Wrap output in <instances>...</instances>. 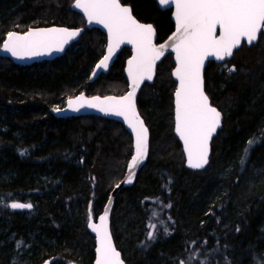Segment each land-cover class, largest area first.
<instances>
[{
  "label": "trees",
  "instance_id": "16d2710c",
  "mask_svg": "<svg viewBox=\"0 0 264 264\" xmlns=\"http://www.w3.org/2000/svg\"><path fill=\"white\" fill-rule=\"evenodd\" d=\"M74 2L0 0V47L9 32L85 30L64 56L34 64L32 71L0 57V118L9 124L0 134V236L15 234L10 246L0 241V264H12L13 246L25 252L27 264H92L90 214L95 220L102 214L134 152L131 135L118 122L55 116L56 106L82 92L106 97L128 91L129 48L108 74L90 82L107 38L87 28L72 10ZM120 2L154 26L158 44L174 32L172 10H162L156 0ZM174 67L169 54L157 66L154 83L139 94L150 153L135 184L116 197L111 214L116 246L126 264H180L194 253L205 264H264V34L256 45L244 43L231 60L207 65L205 91L223 125L202 171L186 168L174 133ZM12 203L33 209L13 211ZM150 223L157 224L155 231Z\"/></svg>",
  "mask_w": 264,
  "mask_h": 264
},
{
  "label": "snow or ice",
  "instance_id": "6c2138e0",
  "mask_svg": "<svg viewBox=\"0 0 264 264\" xmlns=\"http://www.w3.org/2000/svg\"><path fill=\"white\" fill-rule=\"evenodd\" d=\"M158 2L162 7H175L176 32L170 37L175 41L172 45L176 59L173 75L179 82L175 91V131L183 141L189 167L202 169L209 162V140L221 123V113L210 105L209 98L203 91L204 62L209 57L223 61L233 55L234 49L240 47L242 40L251 45L264 34V0ZM74 7L83 11L89 24H100L107 29L108 54L96 65L97 69H106L114 52L122 44H131L134 48V55L128 61L127 69L131 91L119 98L85 99L81 95L68 101L73 111H79L87 105L124 118L135 133V155L128 165L129 172L132 173L147 155V129L136 112L134 97L144 80L153 79L155 63L163 55L166 45L156 47L153 43L152 25L139 23L132 15L131 8L122 5L120 0H75ZM79 34L80 30L66 28L30 29L23 35L9 32L3 49L18 59L42 56L51 54L53 50L63 51L64 45ZM227 70L235 71V67ZM248 143L250 147L254 141ZM247 151L245 149V154ZM23 154L22 152L21 155ZM131 182L130 174L127 183ZM9 206L13 209L32 207L31 204L21 203ZM152 215L156 217L158 214L154 211ZM107 216V212L101 216L99 224H88L98 240L95 264H124L120 252L112 243L106 223ZM149 226L154 231L157 228L156 223H150ZM164 231L168 233L166 226ZM149 238H154L151 233ZM192 261L205 264L195 253L189 256L188 261H181L180 264H191Z\"/></svg>",
  "mask_w": 264,
  "mask_h": 264
},
{
  "label": "water",
  "instance_id": "95a60500",
  "mask_svg": "<svg viewBox=\"0 0 264 264\" xmlns=\"http://www.w3.org/2000/svg\"><path fill=\"white\" fill-rule=\"evenodd\" d=\"M156 2L158 3L159 7L162 9V10H167V9H170L172 10V21L174 22V25H175V29H174V32L161 44H158L157 43V32H156V29L154 28V26L152 24H146V23H142L140 22L133 14L132 12V15L135 17V19L139 22V23H142V24H145V25H152L153 29H154V37H153V43L156 47H159L160 45H166L165 49H164V53L163 55L160 57L159 60L156 61L155 63V67H154V72H153V79L152 80H144L141 84H140V87L136 90V94H135V97H134V103H135V109H136V112L139 116V119L143 121V126L147 129V155L145 156V158L143 159L142 163H140L135 169L132 170V173L129 172V169H128V166H127V170H126V173L123 177V179L120 181V183L118 184L119 187H115L114 190L112 191V193L110 194V197H109V200L102 212V214L99 216V218L101 216H103L106 212L108 213V216H107V228L110 232V236H111V240H112V243L114 245V247L116 248L117 251L118 248L115 244V241H114V238H113V234H112V230H111V214H112V210H113V207L115 205V200H116V197L117 195L119 194V192L121 190H123L124 188H129V187H132L135 182H136V179H137V176L138 174L144 169L147 161H148V158H149V153H150V131H149V128L148 126L146 125V122L145 120L143 119V117L141 116L140 114V111L138 109V98H139V94L141 92V90L143 89L144 85L145 84H153L154 81H155V78H156V74H157V66L169 55L171 54L173 56V60H174V63H175V67L173 69V72H172V76H173V79L174 81L176 82L177 84V87L179 86V82L177 80V78L173 75L174 71H175V68H176V59H175V52L172 50V45L174 44V40H171L170 37L173 36V34L176 32V23H175V7L174 5L173 6H170V7H162L158 0H156ZM75 3V2H74ZM74 3L72 5V10L76 13H79L81 14L85 20H86V23H87V28L89 30H94V29H98L100 30L107 38V44H106V49H105V53L103 55V57L99 60V62L104 58L105 55H107V45H108V32H107V29H105L103 27V25H100V24H96V23H91L89 24L88 21H87V17L84 15L83 11L81 9H78V8H75L74 7ZM122 4V3H121ZM123 5V4H122ZM125 6V5H124ZM129 7V6H128ZM131 8V7H130ZM131 11H132V8H131ZM50 28H66V29H69V30H80V34L79 36H77L75 39L71 40L68 44L64 45V50L63 51H55L53 50L51 52V54H45V55H42V56H35V57H31V58H24V59H18L16 57H13L11 55L10 52H6L4 51L3 49V45L4 43L6 42L7 40V37L5 39V41L3 42V44L1 45L0 47V57L1 58H6V59H9L11 60L15 65L17 66H24V67H27V66H32L34 64H40V63H43V62H52V61H55L56 59L64 56L67 52V50L69 49V47L74 44L75 42H77L81 36L84 34L85 30L84 28H80V29H73V28H67V27H60V26H53V27H48V28H31L32 30H35V29H50ZM30 30V29H29ZM17 34H20V35H23L25 33H18V32H15ZM217 34H219V28H217ZM260 40V36L258 37V39L256 41H254L251 45L247 44L246 41L242 40L241 42V45L240 47H238L237 49H234L233 51V55L231 57H228L226 58L225 60L223 61H218L216 60L215 58H212V57H209L208 59L205 60L204 62V66L202 68V80H203V91L205 93V95H207L206 91H205V79H204V75H205V71H206V68H207V65L209 62H214L216 64H222L224 63L225 61H228V60H231L234 56V53L239 50L243 44L245 43L248 47H251L253 45H256ZM124 48H129L130 51H131V56L129 57V59L126 61V64H125V78H126V81L128 83V91L126 92V94L131 91V81H130V78L128 77V74H127V69H128V61L132 58V56L134 55V48L131 44H122L113 54L112 56V59L108 62V67L106 69H97L96 66L95 68L93 69L92 73H91V77H90V82H95L97 79H99L102 75H106L110 72L111 68L113 67V65L115 64L116 60L118 59L119 55L121 54V52L123 51ZM99 62L97 64H99ZM96 64V65H97ZM96 73V75H93V73ZM125 94V95H126ZM83 95L85 99H91L93 97H100V96H93V97H88L86 96L85 93H80L78 96H81ZM76 96V97H78ZM124 96V95H123ZM76 97L74 98H70L71 100H75ZM106 97H116V98H119V97H122V96H106ZM208 97V95H207ZM101 100H103L105 97H100ZM209 98V97H208ZM68 99L65 103V106L64 108L62 109H59V110H56L55 111V116L58 118V119H72V118H77V117H85V116H96V117H100V118H105V119H108V120H112V121H115V122H118L120 124H122L125 129L129 132V134L131 135L132 139H133V148H134V152H133V155L132 157L135 155V133L132 131V129L128 126V123L124 120L123 117H119V116H116V115H113V114H109V113H105V112H102L99 110V108H90L88 107L87 105H85L84 107L80 108L79 111H73L69 105H68V101L70 100ZM209 103L212 107H214L211 103V100L209 98ZM216 108V107H215ZM217 109V108H216ZM218 110V109H217ZM219 111V110H218ZM220 112V111H219ZM221 113V112H220ZM174 121H175V93H174ZM222 125H223V115L221 113V123H220V126L216 129V131L213 133V135L211 136L210 140H209V155H208V161H210V157H211V154H212V142L214 140V138L216 137V135L218 134L219 130L222 128ZM174 133L177 137V139L180 141L181 145H182V148H183V152H184V155H185V166L189 169V170H192V171H202L204 169L207 168L208 164L202 168V169H194V168H191L189 167L188 165V161H187V154L185 152V148H184V144H183V141L181 140V138L179 137V135L176 133L175 131V126H174ZM131 157V159H132ZM130 159V161H131ZM129 161V163H130ZM128 163V165H129ZM132 175V182L131 183H127V180L129 178V175ZM21 204H25V203H21ZM33 209V207L31 208H23V209H13L11 208V210L13 211H17V212H27V211H31ZM97 219L96 222H92V223H95V224H99L100 223V219ZM89 228V227H88ZM89 231L90 233L93 235V237L95 238V245H96V248L98 247V240H97V236H96V233L93 232L91 230V228H89ZM96 248H95V260H96ZM120 252V251H119ZM121 254V259L123 260L124 264H126V262L124 261L123 259V256H122V253L120 252ZM95 260L93 262V264H95Z\"/></svg>",
  "mask_w": 264,
  "mask_h": 264
},
{
  "label": "rangeland",
  "instance_id": "374dc122",
  "mask_svg": "<svg viewBox=\"0 0 264 264\" xmlns=\"http://www.w3.org/2000/svg\"><path fill=\"white\" fill-rule=\"evenodd\" d=\"M4 1H9V0H4ZM10 14V12L7 13V15L4 16H8ZM3 20L2 14L0 13V21ZM32 66H29L30 71H32ZM66 103V102H65ZM65 103L63 104V106H61V104L59 106H56V110L62 109L65 106ZM54 109V111H56ZM8 122L4 117L0 118V134L3 132H6L7 130H9V124L6 123ZM91 213V212H90ZM26 218H32V216L30 215H25V220H27ZM90 222H96L97 220L94 219L92 213L90 214ZM15 238V234L12 233L11 235L9 234L7 237H5V234L0 236V241H1V245H4L6 243V245L10 246L12 244V241ZM11 262L12 264H27L28 260L25 259V252L23 250H19L16 246L12 247V258H11ZM47 264V263H44Z\"/></svg>",
  "mask_w": 264,
  "mask_h": 264
},
{
  "label": "bare ground",
  "instance_id": "6f19581e",
  "mask_svg": "<svg viewBox=\"0 0 264 264\" xmlns=\"http://www.w3.org/2000/svg\"><path fill=\"white\" fill-rule=\"evenodd\" d=\"M67 101V100H66ZM56 110V109H55ZM80 118H82V117H80ZM183 152V151H182ZM185 158V157H184ZM187 168V167H186ZM127 169V168H126ZM123 179V178H122ZM112 228V227H111ZM116 244V243H115ZM93 264V263H92Z\"/></svg>",
  "mask_w": 264,
  "mask_h": 264
}]
</instances>
